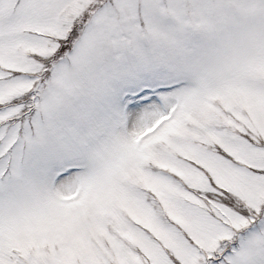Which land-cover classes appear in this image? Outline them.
Here are the masks:
<instances>
[{
    "label": "snow or ice",
    "instance_id": "6c2138e0",
    "mask_svg": "<svg viewBox=\"0 0 264 264\" xmlns=\"http://www.w3.org/2000/svg\"><path fill=\"white\" fill-rule=\"evenodd\" d=\"M102 54L136 76L131 117L79 120L73 183L13 176L0 264H264V0H0L5 143Z\"/></svg>",
    "mask_w": 264,
    "mask_h": 264
},
{
    "label": "rangeland",
    "instance_id": "374dc122",
    "mask_svg": "<svg viewBox=\"0 0 264 264\" xmlns=\"http://www.w3.org/2000/svg\"><path fill=\"white\" fill-rule=\"evenodd\" d=\"M136 3L137 0H120ZM151 2V0H141ZM136 76L131 68L118 65L103 54L91 62L81 77V87L70 101L58 112L48 117L31 116L23 125L8 127L10 140L5 143L4 127L0 126V198L5 185L18 175L30 187H60L75 182L88 164V158L76 135L79 120L85 115L103 118L119 112L127 118V105L120 100L135 87ZM187 80H173L165 87L188 86ZM147 89V85L140 91ZM155 91V89H148ZM55 126L63 129L56 139H41L42 129ZM19 131L17 137L16 132ZM73 170V175H68ZM63 178V179H62Z\"/></svg>",
    "mask_w": 264,
    "mask_h": 264
}]
</instances>
